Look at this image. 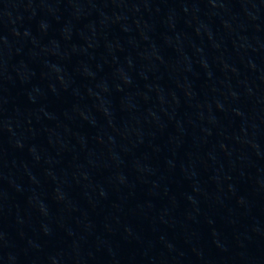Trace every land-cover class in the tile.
I'll list each match as a JSON object with an SVG mask.
<instances>
[{
  "label": "water",
  "instance_id": "obj_1",
  "mask_svg": "<svg viewBox=\"0 0 264 264\" xmlns=\"http://www.w3.org/2000/svg\"><path fill=\"white\" fill-rule=\"evenodd\" d=\"M0 264H264V0H0Z\"/></svg>",
  "mask_w": 264,
  "mask_h": 264
}]
</instances>
